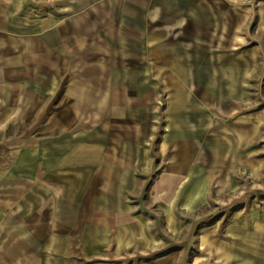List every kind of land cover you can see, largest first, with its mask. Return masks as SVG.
<instances>
[{
	"label": "crops",
	"instance_id": "0c3cea01",
	"mask_svg": "<svg viewBox=\"0 0 264 264\" xmlns=\"http://www.w3.org/2000/svg\"><path fill=\"white\" fill-rule=\"evenodd\" d=\"M250 17L264 32V0H0V127H23L0 153V264L156 253L163 239L133 212L136 187L175 234L178 192L191 209L222 176L259 177V108L247 109L264 40L249 41ZM198 243L202 258L264 264V208L236 212L224 237L205 230ZM156 256L140 264H178L175 251Z\"/></svg>",
	"mask_w": 264,
	"mask_h": 264
},
{
	"label": "rangeland",
	"instance_id": "374dc122",
	"mask_svg": "<svg viewBox=\"0 0 264 264\" xmlns=\"http://www.w3.org/2000/svg\"><path fill=\"white\" fill-rule=\"evenodd\" d=\"M242 28L246 31V34L250 35V42H252L254 39L264 40V32L260 30L256 31L257 26L254 23L253 17L248 18L247 23L244 24ZM228 34L230 37L233 32L229 30ZM261 50L262 58L264 60V47ZM259 88L260 93L259 96H255L256 101H254L253 108H251L250 105L247 110H257V108H259V111H254L253 114H256L257 116L254 117L260 121L259 133L255 137L254 141V146L259 152V157L262 163L260 176L257 178H252L245 171L228 174L227 178L222 176L219 179L221 180V183L218 184L217 181L212 187H208L207 201L200 207L191 209L181 206L179 200H177L181 197L180 192H178L177 194L179 195H176L178 198L176 199L174 209L180 220L179 225H181L182 228L179 233L175 234L171 233V229L168 223L165 221L164 211L153 206L150 193L146 192L144 187H140L139 185L131 193V201H133L132 203H135L133 212L138 211L141 212V214L145 213L147 216L155 220L154 222L156 230L163 239V248H160L163 250H158L156 253H151L153 248L146 249L145 247H133L131 250L126 251L122 255L99 256L91 258V260L94 259L95 261H102L110 258L115 264H140L142 260L154 258L157 253L160 256H165L168 252L175 251L179 253L178 264H226L219 258L215 259L209 256L202 258L204 256L202 255V250L199 247L198 234L205 230H216L219 236L224 237L226 226L231 220L233 214L240 210H248L251 206H256L260 210L264 208V65L260 72ZM257 103H259V107ZM86 112L85 114H87ZM249 114L252 113L249 112ZM25 115L28 116L26 113ZM38 115L40 116L39 118ZM45 115L46 113L37 114L36 118L38 119V125L43 123ZM21 124L22 123L19 122L8 127H0V153H9V151L11 152L13 145L10 143L13 140H15V145L19 142L17 135H19L23 130V127H20ZM86 125L87 128H90V119L85 121V126ZM36 130L37 132H42V130L44 131V128H36ZM157 130L158 134H160V127ZM159 165L158 167L160 169L161 167ZM158 170H155L153 173H156ZM140 183H144L143 178ZM5 194H7V192L0 191V200L3 196H5ZM16 227H18V225H16ZM16 234H20L21 237L27 235L26 233L22 232ZM28 246L27 239H20L16 241L15 249L17 251H23L26 250ZM129 253L131 254L129 255ZM70 259L79 261L83 259L86 261L88 257L76 255L71 256ZM128 259L131 260L128 261ZM74 263L75 262H73V264Z\"/></svg>",
	"mask_w": 264,
	"mask_h": 264
}]
</instances>
